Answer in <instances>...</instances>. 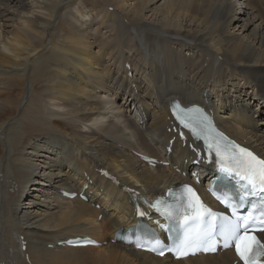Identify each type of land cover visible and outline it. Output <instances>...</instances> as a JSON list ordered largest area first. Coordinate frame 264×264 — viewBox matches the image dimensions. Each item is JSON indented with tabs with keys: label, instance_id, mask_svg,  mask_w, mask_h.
Instances as JSON below:
<instances>
[{
	"label": "bare ground",
	"instance_id": "obj_1",
	"mask_svg": "<svg viewBox=\"0 0 264 264\" xmlns=\"http://www.w3.org/2000/svg\"><path fill=\"white\" fill-rule=\"evenodd\" d=\"M165 76L174 77V91L159 90L156 77ZM131 83L148 103L171 95L188 105L207 91L220 128L264 157L261 132L244 128L263 123L264 0H0V264L163 263L114 245L48 249L65 235L104 238L130 226L124 201L118 216L84 227L85 204L48 200V185L59 184L72 161L80 171L107 169L143 193L176 179L128 154L155 155L148 134L167 125L165 113L153 115L145 132L126 115ZM210 260L231 257L171 264Z\"/></svg>",
	"mask_w": 264,
	"mask_h": 264
},
{
	"label": "snow or ice",
	"instance_id": "obj_2",
	"mask_svg": "<svg viewBox=\"0 0 264 264\" xmlns=\"http://www.w3.org/2000/svg\"><path fill=\"white\" fill-rule=\"evenodd\" d=\"M170 106L183 127L189 129L195 138L204 140L206 152H215L220 175L235 182L227 190L209 189L219 203L230 210L231 216L212 211L190 185H183L182 195L174 204L163 205L161 201L150 204L171 222L169 230L177 233L171 238L172 243L165 244L151 233L143 241L138 239L135 246L160 256L170 252L177 259L200 252L215 253L218 246L224 249L234 247L242 264H264V159L228 142L222 133L210 139L204 132L211 127L210 118L203 109L176 111L179 109L177 102ZM209 162H212L211 158ZM241 209H245L247 214H243ZM136 214L140 217L146 215L139 208Z\"/></svg>",
	"mask_w": 264,
	"mask_h": 264
},
{
	"label": "rangeland",
	"instance_id": "obj_3",
	"mask_svg": "<svg viewBox=\"0 0 264 264\" xmlns=\"http://www.w3.org/2000/svg\"><path fill=\"white\" fill-rule=\"evenodd\" d=\"M109 11H111V8L109 9Z\"/></svg>",
	"mask_w": 264,
	"mask_h": 264
}]
</instances>
